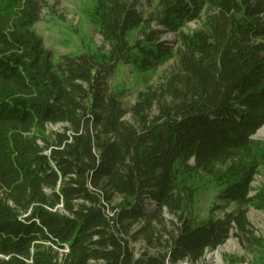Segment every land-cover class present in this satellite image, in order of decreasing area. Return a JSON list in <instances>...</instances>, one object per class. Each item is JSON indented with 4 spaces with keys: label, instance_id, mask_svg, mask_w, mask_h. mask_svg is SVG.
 Returning <instances> with one entry per match:
<instances>
[{
    "label": "trees",
    "instance_id": "1",
    "mask_svg": "<svg viewBox=\"0 0 264 264\" xmlns=\"http://www.w3.org/2000/svg\"><path fill=\"white\" fill-rule=\"evenodd\" d=\"M45 6L0 0V264L198 263L245 230L244 210L200 221L192 204L205 173L220 199L264 209V188L249 195L264 166V0H96L108 47L59 60L34 29ZM171 59V102L146 92L126 108L117 67ZM47 124L62 130L50 139Z\"/></svg>",
    "mask_w": 264,
    "mask_h": 264
},
{
    "label": "rangeland",
    "instance_id": "2",
    "mask_svg": "<svg viewBox=\"0 0 264 264\" xmlns=\"http://www.w3.org/2000/svg\"><path fill=\"white\" fill-rule=\"evenodd\" d=\"M95 1L46 0L41 20L35 24L34 29L42 36L46 47L54 52L56 60L64 54L78 53L96 47H108L92 21L91 10ZM200 26L201 20H194L188 23L185 30L191 31ZM137 35L138 31L135 30L132 36ZM174 37V34L167 33L163 39L169 41ZM176 71L177 66L173 59L143 73L130 65L120 64L112 84L126 92L123 103L128 109L146 92H162L163 102H171L172 99L167 95L166 88L167 85L172 84L170 82ZM157 113L158 103H155L150 110V115ZM125 118L137 125L132 114L128 113ZM59 130H62L60 124H47L46 126V134L50 139H53L54 131ZM252 138L264 142L263 134L255 133ZM38 142L42 145L43 139H38ZM196 184L197 191L193 199L192 211L198 220H205L210 216L223 219L229 213L244 210L247 225L246 229L241 231L233 224L231 236L226 242L214 250H207L198 263L182 261L179 264H230L243 258H249L256 264L261 257H264V209L258 208L253 203L240 205L220 199L219 196L224 186L205 173L199 175ZM262 188H264V166H260L254 175L249 195H256ZM165 216L168 220L174 219L167 212ZM139 226L136 225V227ZM146 247V242L142 237L134 243L137 254L143 252ZM63 252L60 250V253Z\"/></svg>",
    "mask_w": 264,
    "mask_h": 264
},
{
    "label": "built area",
    "instance_id": "3",
    "mask_svg": "<svg viewBox=\"0 0 264 264\" xmlns=\"http://www.w3.org/2000/svg\"><path fill=\"white\" fill-rule=\"evenodd\" d=\"M67 247V246H66ZM65 251V250H64ZM186 262H188L187 260H185ZM182 262V261H181ZM230 264H254L253 261L249 258H243L237 261H234Z\"/></svg>",
    "mask_w": 264,
    "mask_h": 264
},
{
    "label": "bare ground",
    "instance_id": "4",
    "mask_svg": "<svg viewBox=\"0 0 264 264\" xmlns=\"http://www.w3.org/2000/svg\"><path fill=\"white\" fill-rule=\"evenodd\" d=\"M256 133L264 135V124L257 130Z\"/></svg>",
    "mask_w": 264,
    "mask_h": 264
}]
</instances>
